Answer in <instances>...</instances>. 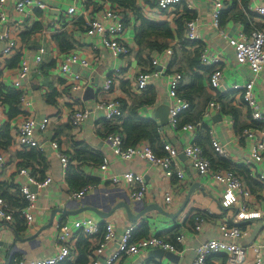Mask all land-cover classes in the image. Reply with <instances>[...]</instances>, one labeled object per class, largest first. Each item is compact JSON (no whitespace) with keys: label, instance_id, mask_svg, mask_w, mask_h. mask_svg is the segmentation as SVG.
<instances>
[{"label":"crops","instance_id":"crops-1","mask_svg":"<svg viewBox=\"0 0 264 264\" xmlns=\"http://www.w3.org/2000/svg\"><path fill=\"white\" fill-rule=\"evenodd\" d=\"M16 1L10 0L7 8L11 21L10 26H12L11 30L14 31V36L18 37L19 49L10 55H4L2 50L6 43L0 39V85L6 89L11 88L22 92L21 89L14 85V82L23 61L29 63L30 71L23 79L22 88L27 95L30 109L26 110L20 104V114L11 117L8 106L0 100V127L4 124L10 126V142L6 146H0V156H3L6 160L3 169L0 171V195L4 194L14 197L19 185L25 181V178L20 177L18 173V170L23 167H30L33 175L38 180H44L50 176L52 177V182L38 190L35 209L36 218L32 225V230L25 228L18 232L14 223H1L0 239L2 249L0 256L2 260L9 258L12 261L13 258L20 257L29 260L53 255L57 250L56 224L59 222L58 218L63 214L61 218L63 221H72L84 217H92L102 222L110 221L115 225L118 240L122 236L128 222L136 225L135 235L137 239L154 234L168 239L179 233V231L185 235V243L181 244L180 247L187 246V249L183 254H179L180 259L177 263L170 262L166 257L162 259L155 258L152 254L153 250H151L136 256L123 257L118 264H192L195 256V247L209 239L220 237L217 228L219 218L222 217L224 212L220 203L222 187L215 182L206 183V178H203L190 165L183 153H180L176 160L185 168L184 180L164 177L157 167L146 163L140 158L129 161L124 160L106 139L107 132L104 127L108 120H106L105 111L97 107L100 101L116 98L123 101L126 107L131 105L134 99L148 91L146 96L154 95L155 102L143 104L139 109L140 115L146 119H155L159 123L160 128H164L165 134L161 135L162 139L168 141L179 150L183 148L184 143L187 141L186 134L180 131H172L169 128L170 112L166 125H162L160 118L155 116L157 109L163 105L169 106L170 111L168 75L155 76L144 91L139 92L137 90L136 78L138 75L144 70L154 68L150 65L149 52L145 50L141 54L139 53L140 47L136 44L135 37L140 22L136 15L132 11H125L120 7L124 19H126L125 39L131 47V52L127 56L115 57L110 50L90 40L85 33V23L94 14L102 11L105 8V4L118 5H113L108 0H79L77 3L78 13L69 20L57 9L59 6L58 0H40L46 4V7L35 8L34 13L27 20L16 24L14 22L16 14L13 11ZM188 1L194 5L193 11L199 22L200 40H198V44L203 45L204 48L207 47L212 56L220 58L219 65L224 73V86L226 84L232 85L238 82H245L254 77V74L247 66H241L237 63L233 47L213 26L211 1ZM259 1L264 4V0ZM137 4L143 16L153 20L154 14L151 11L155 8L157 0H137ZM177 8L179 9V7ZM164 15L170 22L175 19V16L171 15L170 10L166 11ZM253 20L254 23L260 22L257 15L253 17ZM36 23H40L37 25L41 28L33 31L32 28L37 26L35 25ZM223 27H226L230 34L245 29L243 23L235 20H230ZM64 31L73 34L75 44L72 50L62 52L56 42L55 35ZM43 46L47 50L44 60L41 64H35L33 59L39 48ZM195 48L196 45L191 47L190 50L188 49L187 52L193 55ZM68 52L78 53L90 62L87 68L78 64L71 66L73 73H78L82 76L81 87L77 91L71 89V85L76 81L69 75L62 73L61 70L62 62ZM156 55L155 51L150 52V59ZM176 59L177 64H175L173 70H176L180 65H187V58L182 54L177 53ZM107 77H113V84L109 91L103 89ZM204 83L206 82L204 81ZM208 89L213 95L217 93L210 86ZM225 89L224 91H230V96L227 99L231 100L241 110L240 120L248 122L251 126L254 125L250 109L242 94L237 90ZM256 89L264 108V70L257 77ZM78 109L90 112L79 131L74 129L69 122L70 113ZM217 114L221 115V119L214 120L213 117L210 121L212 137L217 138L227 149L229 157L227 160L230 162L232 169L239 173L243 181L253 191L261 190L262 185L260 182L250 176L251 170L249 166L241 162V160L251 155L247 141L243 137L239 138L240 134L235 126L227 121L228 117L225 114ZM26 117H35L36 120H42L45 117L50 118L47 130L38 132L40 147H35L44 153V159L41 161L28 158L29 163L27 165L26 158L21 153L24 149L30 150L31 148H20L17 145L18 125ZM230 117L234 120L232 115ZM53 141H58L60 150L70 156V162L66 168L61 162L58 151L52 146ZM82 145L87 146L95 154H101L103 159H108L109 169L107 173L104 174L97 170L100 164L94 161L83 159L81 163H78V161L73 160L77 149ZM210 148L213 151L212 147ZM218 156L214 158H218ZM71 166H77V170L87 177L91 176V178L99 179L96 184H92L93 187L88 191L86 197L81 200L72 198V191H75V189L70 187L67 182V172ZM214 166L219 165L216 164ZM248 171V176H246ZM125 172L144 175L147 183V194L142 202H132L129 199L130 188L127 185L114 184L107 178L109 175H120ZM192 189L193 193L189 197L185 208L176 216ZM169 192L173 198L171 203L167 204L164 198ZM3 198L11 208H16L13 205L18 203L15 198L12 201L4 196ZM121 202L129 203L131 211L136 215L145 209H148V212L138 220L131 221L126 209L117 207ZM85 207H94L99 211L110 212V215L103 217L92 209L70 214L58 212L54 216L52 225L46 227L55 209L63 208L69 211H78ZM115 207L117 208L115 209ZM157 207L165 209L171 216L164 215ZM207 211L214 214L211 217L212 222L205 230L195 233L193 231L194 215L198 212ZM177 223H181L182 227ZM244 227L248 231L242 241L244 244L260 239L264 235L263 218L252 220L246 223ZM35 234L37 236L32 239L18 240V237L29 238ZM80 237L81 235L78 238ZM90 240L94 245H97L98 238ZM235 241L241 243L240 239ZM116 248L117 244L112 243L107 250V254ZM79 257L80 251L77 250L72 254V258L69 261L76 262ZM93 257L94 253L89 257L90 261ZM210 260L213 264H227L224 255L212 256Z\"/></svg>","mask_w":264,"mask_h":264},{"label":"built area","instance_id":"built-area-1","mask_svg":"<svg viewBox=\"0 0 264 264\" xmlns=\"http://www.w3.org/2000/svg\"><path fill=\"white\" fill-rule=\"evenodd\" d=\"M10 0H0V39L5 41L2 50L4 55H10L19 49L18 37L14 36L11 30L10 17L8 12V4ZM57 9L61 11L67 19H72L78 13L77 3L79 0H58ZM212 3V24L221 36L226 38L233 47L236 61L241 66H247L254 77L245 82H238L232 85L224 86L223 69L220 67V58L212 56L207 49L204 48L201 53V62L204 66H213L210 76V87L214 90H237L245 100L250 115L252 125L245 128L239 138H244L251 150V155L241 160V162L251 170L250 176L254 177L262 185L261 190L253 191L242 179L235 169H227L221 166H214L212 161L205 155L204 149L197 142V132L199 127L204 123L208 125L212 145L217 155L223 158L228 157V151L217 138L212 137L210 121L217 113H222V106L216 100L211 101L203 113V120L198 123H186L179 127L181 114L190 107V102L178 95V89L182 85L184 75L180 71L169 72L170 65L174 60V49L168 47L162 52H156V56L151 58V67L154 69L143 71L136 78V87L139 92L144 91L150 84L153 77H159L161 74L168 75V97L170 99V119L169 128L172 131H180L187 135V141L181 150L169 143L163 141V149L166 154L160 156L155 153L151 144L147 140L141 141L138 145L125 147L124 136L120 132H110L106 134V139L124 160H132L140 158L146 163L157 167L162 175L167 178H177L184 180L185 168L177 162L180 153H183L190 165L203 177L206 183L215 182L222 187L221 205L223 215L219 218L218 231L219 238L209 239L194 248L195 256L192 264H213L211 257L216 255H224L227 264H264V235L260 239H256L248 244L242 241L246 237L248 231L244 227L246 223L252 220L264 219V108L258 96L256 89V80L260 73L264 70V26L254 27L251 31L246 32L240 30L237 33L230 34L226 27L220 23V17L224 10L229 6L230 0H210ZM183 5L193 11L194 5L188 0H157V4L152 13L153 20L165 21L168 19L164 13L171 11L172 16L185 14ZM46 7V4L40 0H17L14 4L16 24L23 23L34 12L35 8ZM179 7V9L177 8ZM249 10L254 12L264 23V4L259 0H250ZM63 15V16H64ZM85 33L91 41L101 44L112 52L115 57L127 56L131 52V47L125 39L126 22L123 17L122 10L119 6L105 4V8L94 14L90 19L86 20ZM185 38L190 41L200 40L199 22L197 17L185 20ZM47 53L46 48L40 47L33 61L35 64H41ZM73 64L81 65L85 68L89 67L88 59L80 56L78 53L68 52L61 65L62 73L69 75L74 82L71 85L73 91L80 89V81L82 76L71 71ZM30 71L29 63L23 61L21 64L14 85L22 90L21 105L26 110L30 109L27 95L23 90V79ZM78 81V82H77ZM113 84V77H107L104 82L103 89L109 91ZM226 90V89H225ZM106 113V120L116 122L124 115V104L118 98L107 101H100L97 104ZM89 111L78 109L69 115V122L76 130H80L84 125ZM227 121L235 126V120L230 115ZM50 122L49 117L42 120H36L35 117H26L18 125L17 129V145L20 148L40 147L38 132L46 131ZM160 134L164 135V128H160ZM189 135V136H188ZM52 146L58 151L61 162L66 168L70 162V156L60 150V143L53 141ZM5 158L0 156V171L5 165ZM109 161L107 158L99 165L98 169L102 173H107ZM19 176L24 177L25 181L19 185V196L25 201V205L19 208H11L6 200L0 196V230L1 223H15V215L19 214L26 222V228L32 230L35 221V209L38 198V192L31 189L32 185H36L38 190L46 187L52 182V177L44 180H38L30 167H23L18 170ZM107 178L114 184H125L130 188L129 199L134 203L142 202L147 194V183L143 174L134 172H125L123 174H112ZM92 185L81 190L72 191L74 200H81L86 197ZM172 194L169 192L165 196L167 204L172 201ZM63 214L58 218L56 224V252L48 257L25 259L23 257L9 258L2 260L0 256V264H64L72 258V254L77 251L76 243L80 235L90 237L95 240L101 231L102 223L105 224V233L101 240H98L94 249V257L90 264H118L123 257H131L139 255L143 252L163 249L165 251L176 254H183L187 246L180 247L185 243V235L180 232L175 234L174 242L168 241L160 235H150L135 239L136 225L128 222L122 236L117 238V232L114 223L110 221L102 222L92 217H84L72 221L61 220ZM214 214L210 211L196 213L193 231L199 233L205 230L210 224L211 217ZM182 227L181 223H177ZM167 228V227H166ZM170 228V226H169ZM184 230V229H183ZM97 239V238H96ZM240 239L241 243L235 240ZM112 243L117 244V248L107 254V250ZM2 243L0 239V252ZM104 256V258H103Z\"/></svg>","mask_w":264,"mask_h":264},{"label":"trees","instance_id":"trees-1","mask_svg":"<svg viewBox=\"0 0 264 264\" xmlns=\"http://www.w3.org/2000/svg\"><path fill=\"white\" fill-rule=\"evenodd\" d=\"M113 5H118L125 11H132L137 19L140 22V26L137 28L136 32V44L140 47L139 53L147 50L149 52L157 51L162 52L168 47L174 49V58L176 59V54H182L187 58V65H180L173 70L175 64H177V59L172 61L170 65L169 72L180 71L183 73L184 78L182 81L181 87L178 89V95L190 102V107L186 109L180 116L179 127H182L186 123H198L203 120V113L206 110L208 104L213 101L214 98L221 104L222 112L225 115H232L235 120V128L239 134L242 131L250 127L251 125L248 122H242L240 120L241 110L236 107L233 102L227 99L230 95V91H220L216 90L215 95L209 91L208 87L210 86V76L213 70L216 68L213 66H204L201 62V53L204 50L203 45H199L198 41H190L185 38V20L191 19L196 16L194 11L189 10L187 7L183 8L185 14L176 16L173 22L170 21H155L148 18H145L141 12L137 0H108ZM250 0H230L229 6L224 10L220 17V23L222 26L228 24L230 20L239 21L244 24V30L246 32L251 31L254 27H263V22L254 23L253 17L256 15L254 12L249 10ZM127 17V16H125ZM126 22V19H125ZM40 24L36 23L35 25ZM39 25L32 28L33 31L40 29ZM56 42L62 52L69 51L74 48L75 39L72 33L68 31L60 32L55 35ZM196 48L193 50V55L188 51L191 47ZM151 70V68L149 69ZM147 71V70H144ZM204 81L206 83H204ZM146 91L144 95L137 97L133 100L131 105L124 106V115L116 122L107 121L104 129L107 133L110 132H120L124 136L125 147L138 145L141 141L147 140L151 144L153 150L156 154L163 156L166 152L163 149V141L160 134V125L159 123L151 118H143L139 109L143 104H152L155 102V97L146 96ZM22 92L20 90L5 88L0 85V100L3 101L8 106L11 117H14L20 114V104H21ZM123 102V101H122ZM124 104V102H123ZM252 124V123H251ZM255 125V123H253ZM208 125L202 124L197 132V142L204 149L205 155L214 163L218 164L223 168L230 169L231 164L227 158H223L217 155L214 151L210 130ZM10 126L4 124L0 127V146H6L10 142ZM213 151H211V148ZM24 158H26V165L29 163L28 158L41 160L43 161L44 153L40 150H37L35 147L30 150L24 149L21 153ZM217 155L218 158L215 156ZM94 161L97 164L103 162V157L101 154L93 153L87 146H80L77 149L73 160L81 163V160ZM77 166L69 167L67 172V182L75 190H81L86 188L89 185L96 184L99 179L91 178V176H86L76 168ZM249 173L246 172V176ZM260 185V184H259ZM261 186V185H260ZM13 200L14 198L18 201L15 203L16 208L23 207L25 201L19 196V187L17 188V193L13 196H6L4 194L0 195ZM196 215V214H195ZM194 215V217H195ZM194 219V218H193ZM15 228L18 232H21L26 228L25 220L19 216L15 215ZM105 233V224L102 223V228L100 233L96 238L101 240ZM175 235L169 237L167 240L174 242ZM135 239H137L135 235ZM97 245L90 240V237L81 235L76 243L77 250L80 251V257L76 262L66 261L64 264H90L89 257L92 256V253ZM92 260V259H91Z\"/></svg>","mask_w":264,"mask_h":264},{"label":"water","instance_id":"water-1","mask_svg":"<svg viewBox=\"0 0 264 264\" xmlns=\"http://www.w3.org/2000/svg\"><path fill=\"white\" fill-rule=\"evenodd\" d=\"M168 115H169V106H167V105H163L160 108H158L157 111H156V114H155L156 117L160 118L162 125H166L168 123V119H169ZM220 119H221V115L220 114H217L216 116H214V120H220ZM31 189L34 192H38V188H37L36 185H32ZM192 193H193V189L188 193L182 208L179 210V212L177 213L176 216H178L183 211V209L185 208L186 203H187V201H188V199H189V197L191 196ZM117 207H124L126 209V211H127L128 217H129V219L131 221L138 220L140 217H142L143 215L147 214V212H148V209H145L144 211H142L141 213H137V215H136V214H134L131 211L130 204L127 203V202H121ZM117 207H115V209ZM88 209H92V210L98 212L103 217H107V216L110 215V212L99 211L98 209H96L94 207H85V208L79 209L78 211H69V210H66V209H63V208L62 209H55L53 214H52L51 220H50V222L48 223V225L46 227H50L52 225L54 216L58 212H62V213H65V214H70V213H79L81 211L88 210ZM157 209H159L160 212L163 213L164 215L171 216V214L169 212H167L165 209H163L161 207H157ZM113 211H114V209H113ZM36 236H37V234L32 235L29 238L18 237V240L19 241H25V240H28V239H32V238H34ZM152 254L155 256V258L162 259L163 257H166L167 260H169L170 262H174V263H177L179 261V259H180V256L178 254L173 253V252H169V251H165L163 249H155V250L152 251Z\"/></svg>","mask_w":264,"mask_h":264}]
</instances>
